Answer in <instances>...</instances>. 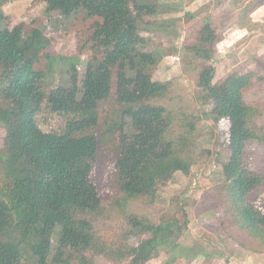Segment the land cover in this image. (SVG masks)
Returning <instances> with one entry per match:
<instances>
[{
    "label": "trees",
    "instance_id": "trees-1",
    "mask_svg": "<svg viewBox=\"0 0 264 264\" xmlns=\"http://www.w3.org/2000/svg\"><path fill=\"white\" fill-rule=\"evenodd\" d=\"M3 1L0 264H95L99 255L115 263L144 264L182 233L186 218L172 213L155 222L129 205H152L160 184L176 171L188 173L198 144L196 122L184 109L152 102L165 97L170 87L152 79L161 54L146 50L147 38L140 34L139 18L158 12L157 0H42L47 14L68 17L85 12L95 18L87 40L92 55L81 78L74 60L67 83L47 92L46 73L35 67L50 41L45 26L18 22L9 27ZM218 39L206 18L185 50L194 65L196 86L211 105L210 114L227 123L223 144L229 157L222 163L218 184L223 213L246 238L240 240L242 246L264 252V211L249 197L264 173L247 159L250 143L264 145V126L257 122L264 108L245 99L253 84L251 71L234 70L213 81L215 69L209 60ZM113 80L116 108L96 133V109L110 96ZM43 102L49 110L69 116L63 130L38 126L35 114ZM106 136L116 137L118 194L105 201L92 171ZM117 217L122 220L106 224ZM131 236H136L133 243L128 242Z\"/></svg>",
    "mask_w": 264,
    "mask_h": 264
},
{
    "label": "rangeland",
    "instance_id": "rangeland-1",
    "mask_svg": "<svg viewBox=\"0 0 264 264\" xmlns=\"http://www.w3.org/2000/svg\"><path fill=\"white\" fill-rule=\"evenodd\" d=\"M230 1L157 0L158 12L139 18L140 34L147 38L145 49L158 50L161 54L152 71V79L168 82L170 86L165 97L152 102L176 111L184 109L195 120L198 135L194 162L188 173L176 171L160 184L152 205L141 202L129 205L134 213L155 222L172 213L186 218L182 233L173 242L160 247L144 264H264V252L242 246L240 240L246 241V238L223 213L218 184L223 178L222 163L229 157V150L223 144L227 123L215 121L210 114L211 105L205 102L202 90L196 86L194 65L185 47L197 28L209 18L219 36L209 60L215 69L213 81L234 70L251 71L253 84L245 91V99L264 108V0ZM2 10L4 23L9 27L18 22L45 26L44 34L50 41L35 67L46 73L43 84L46 92L55 85L67 83V70L74 60H77L78 79L81 78L85 63L92 55L91 43L87 40L95 18L85 12L68 17L47 14L42 0H4ZM49 61L52 62L50 68ZM114 94L113 80L110 96L96 109V133L102 130L108 112L116 108ZM68 118L67 114L49 110L45 102L35 114L36 123L45 131L63 130ZM257 122L264 126V112ZM4 134L0 125V148ZM106 137L98 146L92 171L105 201L118 194L114 175L116 137ZM248 149L247 159L264 173V145L253 141ZM1 177L0 166V180ZM249 197L264 211V180ZM121 220L117 217L106 224L115 225ZM134 240L136 236H131L128 242ZM95 264H127V261L115 263L99 255Z\"/></svg>",
    "mask_w": 264,
    "mask_h": 264
}]
</instances>
